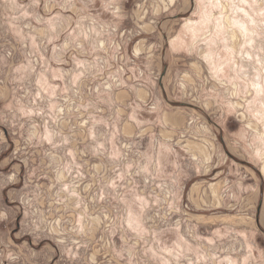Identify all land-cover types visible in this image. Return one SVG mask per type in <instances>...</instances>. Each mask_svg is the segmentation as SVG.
I'll use <instances>...</instances> for the list:
<instances>
[{
	"label": "rangeland",
	"instance_id": "1",
	"mask_svg": "<svg viewBox=\"0 0 264 264\" xmlns=\"http://www.w3.org/2000/svg\"><path fill=\"white\" fill-rule=\"evenodd\" d=\"M0 264H264V0H0Z\"/></svg>",
	"mask_w": 264,
	"mask_h": 264
}]
</instances>
